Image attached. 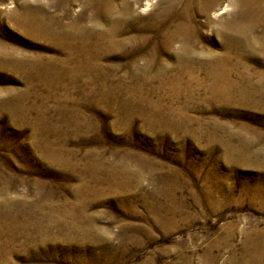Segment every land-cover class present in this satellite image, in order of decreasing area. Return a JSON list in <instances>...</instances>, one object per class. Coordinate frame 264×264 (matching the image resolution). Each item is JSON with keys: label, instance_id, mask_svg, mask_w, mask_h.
I'll use <instances>...</instances> for the list:
<instances>
[{"label": "rangeland", "instance_id": "374dc122", "mask_svg": "<svg viewBox=\"0 0 264 264\" xmlns=\"http://www.w3.org/2000/svg\"><path fill=\"white\" fill-rule=\"evenodd\" d=\"M136 1L112 0L103 15L74 0L61 17L49 3L53 32L77 37L64 42L19 28L22 1L0 0V264H201L207 251L240 264L260 239L249 234L264 238V199L249 197L264 171L239 153L264 154V64L240 68L253 76L233 81L246 93L228 101L203 80L175 81L172 67L221 55V40L192 14V51L181 34L167 50L154 24L185 0ZM92 32L112 36L98 48ZM84 40L96 75L74 79L64 60L82 58ZM51 64L55 75H35Z\"/></svg>", "mask_w": 264, "mask_h": 264}, {"label": "bare ground", "instance_id": "6f19581e", "mask_svg": "<svg viewBox=\"0 0 264 264\" xmlns=\"http://www.w3.org/2000/svg\"><path fill=\"white\" fill-rule=\"evenodd\" d=\"M18 1H22V6L20 7L19 12L17 11L19 15L17 26L19 28L28 30L36 37H55L64 42L77 38L76 36H71V34L67 33V28L65 26L58 29V33H54L53 28L51 29L52 24H50V22H45L46 18L52 16L48 14L49 10H47L49 3L54 2L61 6V14L56 15L57 17H61L64 15L63 12L67 10L68 4L74 0ZM88 1L92 6L91 10L93 9L94 12L99 10L103 15H106L109 12V6L112 3V0ZM142 1H145V9H149L154 7L157 0ZM129 7L130 6L127 5V3L125 4V2H123L121 9L123 10L122 13L124 16L130 15ZM168 9L167 12L161 14L158 23L154 24L156 28L162 29L161 37L167 50L169 48L172 49L176 37L181 34L184 35L186 39V51H192L190 40L194 35L196 38L198 37L195 33L196 30H192L197 27L198 24L197 21L194 22L192 19V14H196L203 18V23L206 28L216 30L217 35L221 40L220 45L223 49V53L219 56H214L210 53H201L197 54L195 58L192 57L189 60H184V62H182L184 66L179 70L172 67L173 71H175L172 75L173 79L180 82L187 80V82L193 83L198 80H203L206 83H210V85L207 86V91L213 96L217 95L221 97L223 100H230L237 90H239L240 95L243 98L246 91H241L233 81H249L253 76V73L251 71L249 73L247 69L240 70V68L247 66V63L249 62H259L264 64V0H185L179 13L180 16L176 15L175 8ZM119 14L123 15L121 13ZM223 15H227L226 20L224 17L222 20L217 21L219 19L218 17ZM179 17H181L183 21L176 23V20ZM112 27L115 28L114 26ZM259 28H261V30H258ZM109 35L112 36L111 32H103L100 34L92 32L88 37H94L93 39L96 40V46L101 48L104 46ZM68 48L73 50L74 47L69 45ZM79 51L82 58L79 59L77 56H74V54L65 58L64 62L66 65L73 64L71 68L66 66V70L71 73L65 74L74 79L80 78V71L84 70L85 76L91 79L96 75L92 64L96 62L97 58H94L92 53H90L87 40H84L81 43ZM210 58L211 60H209ZM196 60L204 61L203 64L206 67V70L203 72V78L202 75L195 71V67L199 65L196 66ZM33 70L35 75L40 77L53 76L59 72L57 67L52 64L47 67L33 65ZM257 84L259 88L263 87L264 90V72L257 75ZM188 87L190 86L187 85V88ZM259 88H252L250 92L253 95L245 97V99H247L248 102H252L254 96L260 94ZM232 102L233 101H231V103ZM239 153L242 156L240 162L244 164L253 163L256 165V168L264 171V164H258L257 162L252 161L253 158L264 156V154H251L249 152H244L242 149L239 150ZM262 153H264V151ZM262 186L263 185H261V187ZM207 195L211 198L212 192L208 191ZM249 197L251 202L263 200L264 190L260 191V189L256 187V192L253 195L250 194ZM169 212L172 214L171 210H169ZM251 235L260 236V239L251 245L252 248L249 244H246V251L243 259L240 260V264H264V238H261L262 233L260 231H253L252 234H249V236ZM213 263L214 258L211 253L207 251L203 256L201 264Z\"/></svg>", "mask_w": 264, "mask_h": 264}]
</instances>
